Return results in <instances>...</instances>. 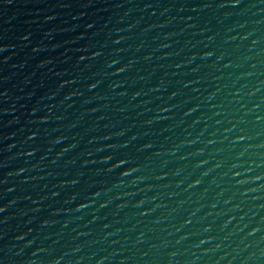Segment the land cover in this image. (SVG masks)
I'll return each instance as SVG.
<instances>
[{
	"label": "water",
	"instance_id": "water-1",
	"mask_svg": "<svg viewBox=\"0 0 264 264\" xmlns=\"http://www.w3.org/2000/svg\"><path fill=\"white\" fill-rule=\"evenodd\" d=\"M0 264H264V0H0Z\"/></svg>",
	"mask_w": 264,
	"mask_h": 264
},
{
	"label": "snow or ice",
	"instance_id": "snow-or-ice-1",
	"mask_svg": "<svg viewBox=\"0 0 264 264\" xmlns=\"http://www.w3.org/2000/svg\"><path fill=\"white\" fill-rule=\"evenodd\" d=\"M0 211H3V209H0Z\"/></svg>",
	"mask_w": 264,
	"mask_h": 264
}]
</instances>
